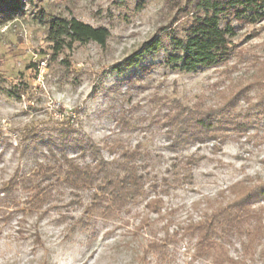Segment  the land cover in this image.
Listing matches in <instances>:
<instances>
[{"label":"rangeland","instance_id":"rangeland-1","mask_svg":"<svg viewBox=\"0 0 264 264\" xmlns=\"http://www.w3.org/2000/svg\"><path fill=\"white\" fill-rule=\"evenodd\" d=\"M35 1L0 20V186L51 159L44 143L57 139L68 120L74 137L101 147L113 141L137 147L158 183L172 174L180 180L162 194L160 214L145 221L150 181L145 193L107 220L82 215L87 193L80 204L71 203L70 190L55 184L51 198L34 207L16 182L11 194H0V264H264V200L252 205L258 213L247 234L218 232L204 258L190 260L192 241L186 239L169 246L163 260L142 253L166 230L264 183V120L254 107L264 89L255 84L264 82L263 24L240 26L232 38L235 51L215 67L184 72L164 62L171 37L184 27L183 21L171 25L167 0H42L47 13L109 31L104 45L67 44L65 38L57 53ZM156 35L158 50L131 62ZM173 101L199 111L212 107L226 122L203 142L174 148L162 123ZM100 154L111 157L105 147ZM188 158L194 162L186 164ZM91 159L89 153L83 158Z\"/></svg>","mask_w":264,"mask_h":264},{"label":"trees","instance_id":"trees-1","mask_svg":"<svg viewBox=\"0 0 264 264\" xmlns=\"http://www.w3.org/2000/svg\"><path fill=\"white\" fill-rule=\"evenodd\" d=\"M33 0H0V20L8 13L21 10L22 5ZM173 11L171 25L183 21L181 36H172L171 51L164 62L173 68L194 72L203 68H211L226 60L236 49L232 38L243 24H263L264 0H167ZM42 0L35 1L38 8L36 17L46 27L47 38L52 42V52L57 53L68 43H86L93 41L104 45L109 31L102 26L93 27L75 18L64 19L47 13L41 7ZM38 4V5H37ZM263 22V23H262ZM169 25V26H171ZM163 27L161 30L168 28ZM256 30L253 31L254 36ZM160 46L156 35L146 41L138 50L136 58L143 54L154 53ZM262 65L259 63L258 74ZM256 76V75H255ZM256 80L255 84L264 86ZM9 96H19L16 92L3 90ZM230 106V105H228ZM257 116L264 120V89L254 105ZM219 110L208 107L205 110L189 108L173 101L162 120L165 133L170 138L172 147L183 142L201 143L210 134L222 128L225 120L218 119ZM76 129L70 121L58 128V137L47 140L44 144L51 159L38 163L28 175L19 179L16 176L0 186V194L8 196L13 192V185L19 182L26 192V199L34 207H40L47 202L54 190L55 184L68 188L71 193V203H81V194L87 193V202L82 209V215L96 217L102 220L114 218L128 203L136 200L147 190L150 181L154 188L152 197L145 202L146 213L141 221H145L150 213L160 214L162 194L180 179L176 174L162 177L161 183L157 176L147 170V160L136 148L125 149L118 142H106L102 145L110 154V159L101 154V146L92 140L74 137ZM77 149L76 155H69L67 149ZM89 153L90 162L83 158ZM188 158L186 164L193 163ZM186 168V167H185ZM186 176V175H185ZM172 184V185H171ZM264 200V183L255 185L229 203L219 206L209 214L168 230L157 239L149 240L142 250L144 256L151 252L156 258L163 260L169 254V246H177L181 240L192 241L190 260L204 258L215 243L218 232L225 235L247 234L250 219L258 213L252 205ZM32 206V205H30ZM79 222H81L79 220Z\"/></svg>","mask_w":264,"mask_h":264}]
</instances>
